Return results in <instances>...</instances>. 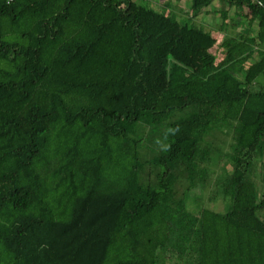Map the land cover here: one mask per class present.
Instances as JSON below:
<instances>
[{
    "label": "trees",
    "instance_id": "obj_1",
    "mask_svg": "<svg viewBox=\"0 0 264 264\" xmlns=\"http://www.w3.org/2000/svg\"><path fill=\"white\" fill-rule=\"evenodd\" d=\"M172 7L0 0V264H264V0Z\"/></svg>",
    "mask_w": 264,
    "mask_h": 264
},
{
    "label": "rangeland",
    "instance_id": "obj_2",
    "mask_svg": "<svg viewBox=\"0 0 264 264\" xmlns=\"http://www.w3.org/2000/svg\"><path fill=\"white\" fill-rule=\"evenodd\" d=\"M138 3L143 4L145 6H148L154 10L161 11V6L168 2V0H136ZM171 1V0H169ZM164 2V3H163ZM216 2V1H215ZM214 2V3H215ZM212 3L211 6L207 8V12L202 13L201 15L197 16V19L194 21H198L202 28L205 30L208 28L215 29V27L218 26V24L222 23L223 19L220 16V13L215 11L214 8L216 7L215 4ZM173 4L172 10L174 13H176V16L179 18L186 17L187 12H188V6L190 5V0H172L171 5ZM217 9L218 8H223L229 10V13L232 14L234 13V9H230L227 7L225 4L217 2ZM226 6V7H225ZM219 9V10H220ZM222 9V10H223ZM239 22H242L241 19H239ZM196 24L195 25H200ZM208 27V28H207ZM246 28L243 23L236 25V27H232L231 23H227L226 29H223L221 31H218L214 34L216 43L213 45L211 48V53L215 54L218 59H220L223 56L224 50H222L221 43L223 42L224 38L226 36L233 37V39L237 38V35L239 32H242V30ZM209 30V29H208ZM250 62H252L250 60ZM255 82L257 84H264V74L260 75ZM255 86V85H254ZM223 144L219 145V149H223L222 154L218 155H223L224 149H227L228 144L230 143V138L225 137L222 139ZM228 153V150H227ZM262 162L260 160L258 162H255V175L260 174L261 172V167H262ZM225 169H230L229 166H226ZM193 173L199 176H208L209 177V183L203 185L200 187L199 185L193 190L192 194H189V205L191 206V210H195L200 206H206L209 208H213L215 211H222L224 210L225 203L223 202V199H221L219 196H217V191H213L212 193L215 196V199L213 201H209V197L211 196V186L212 183L215 181L216 177L222 172V166L220 161H211V163H206V164H195L193 166ZM200 181H202V178L197 177ZM205 183V182H204ZM255 188L257 191V194L263 195L264 194V186L261 185V183L255 179ZM214 189V188H213ZM167 264H172V262H168ZM182 264V263H181Z\"/></svg>",
    "mask_w": 264,
    "mask_h": 264
},
{
    "label": "crops",
    "instance_id": "obj_3",
    "mask_svg": "<svg viewBox=\"0 0 264 264\" xmlns=\"http://www.w3.org/2000/svg\"><path fill=\"white\" fill-rule=\"evenodd\" d=\"M163 3H164V2H163ZM166 3H170V4H171V3H172V0H171V1L168 0V2H166ZM166 3H165V4H166ZM172 5H173V4H172ZM163 6H164V4H163ZM235 12H236V11H235ZM235 12L232 13L231 15L235 14ZM229 14H230V13H229ZM218 25H219V24H218ZM218 27H219V26L215 27V30H217ZM231 38H233V37H231ZM253 54H254L253 58H254V57L256 58V56H257L256 53H253ZM255 55H256V56H255Z\"/></svg>",
    "mask_w": 264,
    "mask_h": 264
}]
</instances>
